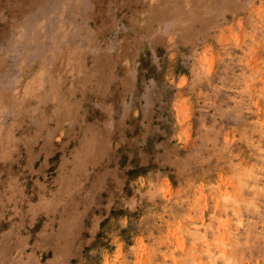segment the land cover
<instances>
[{
  "label": "rangeland",
  "instance_id": "obj_1",
  "mask_svg": "<svg viewBox=\"0 0 264 264\" xmlns=\"http://www.w3.org/2000/svg\"><path fill=\"white\" fill-rule=\"evenodd\" d=\"M8 230L26 264H264V0H0Z\"/></svg>",
  "mask_w": 264,
  "mask_h": 264
},
{
  "label": "crops",
  "instance_id": "obj_2",
  "mask_svg": "<svg viewBox=\"0 0 264 264\" xmlns=\"http://www.w3.org/2000/svg\"><path fill=\"white\" fill-rule=\"evenodd\" d=\"M117 164L119 166V162ZM103 166H105V163H103ZM113 167H114V164H110L109 166H106L105 169L110 170V169H113ZM46 204H47V202H46ZM19 211H20V214H19L20 216L25 215V213L22 210H19ZM36 212H38V211H36ZM47 212L48 211H46L45 213H47ZM39 214H44V211H42V210L39 211ZM72 214L73 213H70V214L65 213L66 216L70 215L69 217H72ZM70 219L71 218L66 219L65 222L71 223ZM65 229H66V227H65ZM12 231L9 233V230H8V231H4L1 233L0 252H1L2 248H4V249L7 248V243H8V246L10 249L14 248V245H12V243L10 241L14 240L15 244L17 243L16 245L18 246L19 240L15 241V238H19L20 236L16 233L14 235V233ZM14 231H15V229H14ZM38 234H40V236H41V241H45V243H44L45 247L48 249V252H50L52 254L51 256H61V254H59V252L58 253L55 252L56 249L63 247L65 249H68L70 251V254L72 255L73 249L76 248L77 246H81V247L86 246L85 242L87 241V239L89 237L94 238L97 235V230L95 227H87L86 224L84 223L83 227L73 226L70 228V226H68L67 230H64L63 232L50 233L48 230H42L41 229ZM29 235L31 236L32 232ZM58 236H60V237H58ZM23 237H25V236H23ZM86 237H88V238H86ZM16 245H15V247H16ZM5 253L6 252H4V255L2 253L0 254V264H7V263L8 264H15L17 262H20L21 264L30 263V262H27V260L25 261L24 260L25 258H21V260L18 261L17 258H14L11 256L5 257Z\"/></svg>",
  "mask_w": 264,
  "mask_h": 264
},
{
  "label": "trees",
  "instance_id": "obj_3",
  "mask_svg": "<svg viewBox=\"0 0 264 264\" xmlns=\"http://www.w3.org/2000/svg\"><path fill=\"white\" fill-rule=\"evenodd\" d=\"M141 170H142L141 168L134 167L131 171H128V174L129 175H131V174L134 175V174H137Z\"/></svg>",
  "mask_w": 264,
  "mask_h": 264
}]
</instances>
